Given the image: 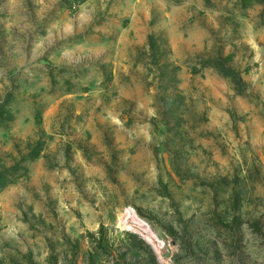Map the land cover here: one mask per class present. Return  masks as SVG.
Wrapping results in <instances>:
<instances>
[{"label": "rangeland", "instance_id": "rangeland-1", "mask_svg": "<svg viewBox=\"0 0 264 264\" xmlns=\"http://www.w3.org/2000/svg\"><path fill=\"white\" fill-rule=\"evenodd\" d=\"M240 1L0 0V264H264Z\"/></svg>", "mask_w": 264, "mask_h": 264}, {"label": "trees", "instance_id": "trees-1", "mask_svg": "<svg viewBox=\"0 0 264 264\" xmlns=\"http://www.w3.org/2000/svg\"><path fill=\"white\" fill-rule=\"evenodd\" d=\"M240 3L244 7H247V6L254 4V3H261L264 5V0H241ZM262 21L264 23V14L262 16ZM228 75H230V74H228Z\"/></svg>", "mask_w": 264, "mask_h": 264}]
</instances>
